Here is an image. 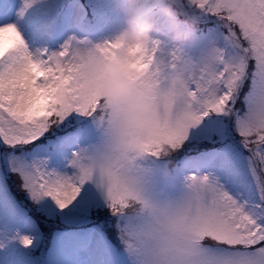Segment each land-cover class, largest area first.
<instances>
[{"label":"snow or ice","instance_id":"1","mask_svg":"<svg viewBox=\"0 0 264 264\" xmlns=\"http://www.w3.org/2000/svg\"><path fill=\"white\" fill-rule=\"evenodd\" d=\"M187 4L196 22H219L223 46L198 61L179 54L190 75L179 98L159 81L177 51L151 41L132 77L152 107L145 161L119 150L127 133L103 99L111 41L34 55L15 24L0 26V190L63 210L94 188L135 220L121 233L135 264H264V0ZM153 161H170L168 179L149 175Z\"/></svg>","mask_w":264,"mask_h":264},{"label":"rangeland","instance_id":"2","mask_svg":"<svg viewBox=\"0 0 264 264\" xmlns=\"http://www.w3.org/2000/svg\"><path fill=\"white\" fill-rule=\"evenodd\" d=\"M63 0H31V6L24 10V22L18 19L17 7L25 5V0H0L1 17H10L12 24H15L20 31L26 46L29 51L34 55L41 52H57V48L49 46L44 48V32L48 31L52 24L58 28L65 13H60ZM92 7L95 22H106L108 24L107 30L104 34L96 37H76L72 38L73 43L79 42L82 45L93 46L103 44L109 41L110 35L116 29H120L122 22V15L117 13L106 14L112 7H117L122 0H87ZM106 3V5H104ZM78 9L80 7L75 5ZM117 12H121L117 7ZM185 17L192 14V9L188 6L187 0H184V8L182 9ZM82 13V12H81ZM41 14V15H40ZM40 15L38 19H33L35 16ZM152 15L157 17L158 21V34H154V39L159 40L161 45L168 49L170 48L171 33L166 27V23L157 13ZM120 18V19H119ZM8 19V18H7ZM119 19V20H117ZM215 20V18H213ZM200 20H209V17H203ZM216 21V20H215ZM218 22V21H216ZM40 25V28L37 26ZM222 29L219 27V22L212 30H206L200 34H192L191 40L185 46V54L193 61H198L211 47L213 43L218 47L223 46V39L220 35ZM33 50H37L36 53ZM33 158V157H32ZM26 160V157H23ZM30 161V160H26ZM3 163H6L5 161ZM5 165V164H4ZM55 166V165H50ZM93 197L91 199H83L82 201L76 200L66 208L64 211L58 209L50 199L45 198L38 204L33 203L28 198L26 193L20 191L18 200L21 201L25 207L22 208L21 204L15 202L7 193V190H0V264H33L30 257V246L25 247L21 243L22 237H29L34 243L39 236L37 223L41 225H55V223H63L64 226H71L72 228H64L58 230L50 239V246L46 252L49 253L51 258H56L55 264H109L108 258L113 255L111 249H101L99 246L98 237L93 239L91 251L93 250L94 256L86 260L87 254L80 248L83 246L86 238L88 237L85 231H82L78 226L88 223L89 220H95L100 215L101 209L106 207L103 198L100 194L92 188ZM23 211H27L30 216L26 221ZM131 222L135 220L129 216ZM43 225V226H44ZM96 230V228L94 227ZM40 264L44 263L41 256L36 258ZM135 264V263H134Z\"/></svg>","mask_w":264,"mask_h":264},{"label":"clouds","instance_id":"3","mask_svg":"<svg viewBox=\"0 0 264 264\" xmlns=\"http://www.w3.org/2000/svg\"><path fill=\"white\" fill-rule=\"evenodd\" d=\"M181 3L182 0H122L117 7L125 16L124 25L112 35V47L100 67L105 81L103 99L121 119V127L127 133L119 150L138 161L151 159L143 136L150 127L152 107L137 94V82L132 77L139 78L137 65L146 59L145 50L150 48L158 28L157 17L151 13H157L166 23L171 33L170 48L177 51V67L160 72V86L177 93L179 98L190 87V75L182 66L179 54L191 40L196 21L185 17ZM258 39L264 41V34L258 35ZM159 151L162 158L169 155L167 148ZM170 166L168 161L157 168L153 161L149 175L168 179ZM157 195L163 197L165 193L160 191Z\"/></svg>","mask_w":264,"mask_h":264},{"label":"bare ground","instance_id":"4","mask_svg":"<svg viewBox=\"0 0 264 264\" xmlns=\"http://www.w3.org/2000/svg\"><path fill=\"white\" fill-rule=\"evenodd\" d=\"M22 9H24L23 6L19 5V6L17 7V13H16V14L19 15V14L21 13V10H22ZM0 14H1V12H0ZM24 17H25V13H24V11H23V15L20 14V15L18 16L19 21L23 23V22H24V19H25ZM37 28H40V25H38ZM36 51H37V50H33L34 53H36ZM77 200L83 202V201H82V198H79V197H78Z\"/></svg>","mask_w":264,"mask_h":264}]
</instances>
